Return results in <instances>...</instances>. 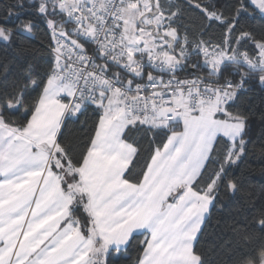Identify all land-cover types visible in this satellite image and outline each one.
<instances>
[{
  "label": "snow or ice",
  "instance_id": "snow-or-ice-1",
  "mask_svg": "<svg viewBox=\"0 0 264 264\" xmlns=\"http://www.w3.org/2000/svg\"><path fill=\"white\" fill-rule=\"evenodd\" d=\"M132 2L139 18L150 25L146 34L153 42L151 51L157 53L153 58L149 50L143 52L150 61L147 66L161 75L158 79L143 72L136 75L129 87V93H136L131 102L123 100L105 103V92H100L99 98L95 94L97 85L91 88L79 84L75 88L71 87L69 77L73 75L70 70L74 65L63 51L66 44L64 38L71 34L83 39L85 45L92 41L89 37H81L75 28L71 33L67 29L61 32L56 27L55 18L62 16L65 25L70 23L82 26L79 12H69L63 4L57 8L42 0H16L0 16V49L16 46L18 41L14 37L35 39L30 33L39 26L48 35L50 53L47 69L43 73L36 72L32 64L27 67L23 63L11 65L7 60L0 64V121L15 127L17 121L14 117L20 116L24 123H31L44 116L45 106L54 105L55 114L43 130V135L56 149V157L62 165L59 171L72 169L66 173L67 184L73 181L84 183L82 173L77 169L84 167L85 159L91 152L102 146L112 147L119 141L126 142L128 132L147 127L141 113L146 115L148 108L140 107V101L145 105L151 103L153 108L161 101L170 104L168 97L177 90H188L191 84L213 96L222 95L226 103L220 115H224L236 105L240 96L254 90L264 95V30L257 33L253 28L246 27L253 20L264 22V0H205L203 3L183 0L184 6L175 0H144L142 4L135 3V0ZM125 4L126 0H110V11L104 12L108 21H115L116 13L123 12ZM88 8L93 16H97L91 4ZM101 8H104L103 3ZM186 11L198 13L203 18L205 24L200 31L194 33L185 23ZM100 18L97 16V19ZM87 21L88 17H85L84 22ZM137 28L138 31H144L139 24ZM216 29H219L218 38L214 35ZM140 46L145 47L146 42L141 40ZM82 51L91 56L87 47H83ZM136 55L139 58L141 53L137 52ZM100 58L103 59L102 56ZM152 59L157 60L161 66L156 67L151 63ZM92 62L89 59V63ZM185 68H189L193 75L181 79L177 74ZM198 73L206 74V78ZM75 79L83 78L76 74ZM84 83H87L86 80ZM119 85L120 81H117ZM161 87L165 89L164 92L157 91ZM146 93H151V101L147 99ZM89 111L95 117L90 125L87 120L80 119ZM234 119L239 121L236 139L234 143L225 142L226 162L217 174L219 183L213 181L215 186L209 185L204 215L194 234L176 241L183 264H192L193 258L197 264H210L204 251L197 249L205 233V225L213 213L221 215L236 238L234 243L232 240L227 242L232 245L227 253L228 264H264V242L255 244V241L264 238V200L250 201L252 207L246 210L243 220L232 216L230 209L231 204L238 202L243 187L242 182L235 178L236 169L247 158L250 146L256 150L257 144L262 145L259 150L264 156V131L257 140L250 134L253 124L250 117L237 113ZM78 121L81 123V135L68 134L69 124ZM69 195L74 197L75 193ZM222 195L228 198L227 203L221 199ZM87 205V198L74 199L73 204L69 205V211L75 216L72 227L78 223L82 237L74 247H80L83 256L87 257L85 264H113L123 253L131 250L130 238H113L100 232ZM225 209L229 211L226 213ZM224 247L223 242L216 246L220 250ZM140 253L136 264H145V258L151 259L145 245H141ZM183 253H187V257H183Z\"/></svg>",
  "mask_w": 264,
  "mask_h": 264
},
{
  "label": "crops",
  "instance_id": "crops-1",
  "mask_svg": "<svg viewBox=\"0 0 264 264\" xmlns=\"http://www.w3.org/2000/svg\"><path fill=\"white\" fill-rule=\"evenodd\" d=\"M208 109L217 112L214 119L202 115ZM223 112V107L208 106L198 114L184 115L188 119L194 116L188 122L178 120L195 132L202 126L207 143L199 134L195 138L191 134L188 142L183 127L181 132L172 133L150 161L140 185L124 179L136 152L133 146L119 141L91 152L80 172L99 231L130 239L135 233L148 232L146 250L151 259L145 258V264H183L176 241L195 233L208 202V196L194 191L193 184L216 140L223 137L234 143L236 139L239 121L228 116L218 118ZM44 113L41 119L28 123L27 137L0 128V205L27 207L15 243L10 239L0 242V264H85L87 260L81 248L74 247L82 239L78 229L72 224L62 225L69 202L50 169L54 148L43 135L55 106H45ZM34 134H38L36 138ZM167 206H171L169 211ZM0 236L12 237V233L6 231ZM187 255L183 253V257ZM192 264H197L195 258Z\"/></svg>",
  "mask_w": 264,
  "mask_h": 264
},
{
  "label": "trees",
  "instance_id": "trees-1",
  "mask_svg": "<svg viewBox=\"0 0 264 264\" xmlns=\"http://www.w3.org/2000/svg\"><path fill=\"white\" fill-rule=\"evenodd\" d=\"M68 1L69 0H42V2H47L57 8H60L62 4L65 6ZM87 1L89 0H77L70 2L72 4L68 11L77 4ZM175 2L184 6L183 0H175ZM196 2L203 3L205 0H196ZM15 3L16 0H0V16L8 10L9 5H13ZM55 19L57 28L68 29L69 24L65 25L63 23L62 16H57ZM184 21L189 25L194 33L200 31L201 26L205 24V21L198 13L191 11L185 12ZM246 27H251L259 33L261 30H264V22L259 19L253 20L246 25ZM153 31H155V29H153ZM30 35H34L35 39L29 40L14 37V39L18 41L16 46L0 49V64L6 60L11 65L23 63L24 66L27 67L28 64H32L35 66L36 72L43 73L47 69V60L50 56L48 50V35L43 28L39 26L32 33H30ZM214 35L217 38L219 37V29L215 30ZM100 68L110 76L119 79V81H121L124 85L131 84L135 80V76H129L123 73V71L117 66L101 62ZM231 70L232 69L230 68L229 71ZM14 71H18V69H15ZM142 72L146 75H152L154 79L159 78L161 75L159 72H153L152 69H145ZM198 74L203 75L206 78V74ZM177 75L180 78H185L192 76L193 73L189 68H185L184 71L178 73ZM115 97L116 96L112 97L110 101ZM237 113L252 119L253 124L250 134L259 140L261 132L264 131V95H261L258 90L242 95L237 100L236 105L231 108L228 113H225L224 115L218 114L217 116L218 118H225L228 116L231 120L236 121L234 117ZM14 119L17 121V125L15 127L12 125H4L3 122L0 121V128H6L19 136L27 137L26 128L28 123H24L20 116H16ZM80 119L81 121L87 120L90 125L91 121L95 119V117L93 116V113L89 111ZM154 123L159 124L158 121H155ZM21 125H23V128H21ZM146 125L147 127L144 129H138L127 133L126 143L133 146L136 152L125 172L124 179L127 182L136 185L141 184L150 161L157 151L163 149L170 135L172 133H179L182 131V125L175 122L165 121L156 126L152 124ZM68 134L75 136L81 135V123L78 121L76 123L69 124ZM226 141L230 142L223 137H219L216 140L203 172L193 184L194 191L208 196L210 191L209 185L212 184L213 181H215V183H219L217 174L221 170L222 164L226 162ZM261 146L262 145L257 144L256 150H252V146H250L247 158L240 164L239 168L236 169L237 174L235 178L242 182L243 187L240 191L238 202L231 204L230 209L231 215L235 216L236 219L239 220H243L247 214L246 210L252 207V204L249 203L250 201L257 202L264 200V162H262V160H264V156L261 155L259 150ZM53 166H55V168ZM61 167L62 165L56 157V149L54 148L51 150L50 169L59 180L61 190L69 202L68 216L62 225L73 224L75 222V216H73L69 211V205L73 204L74 199L83 200L85 198L88 199V205L86 207L96 224L89 205V194L84 183L80 184L77 181H73L72 184H67L68 177L66 176V173H70L72 169L64 168L63 171H59ZM77 171H80V169H77ZM65 185H67V189L65 188ZM214 186L215 184H212V187ZM69 193H75V196H70ZM221 199L225 203L228 202V198L226 196L222 195ZM228 211L229 209H225L226 213ZM77 215H81L82 217V214L78 213ZM75 228L80 232L78 223ZM149 238L150 234L148 232L135 233L130 239L131 250L123 253L119 260L114 261L113 264H136L137 257L141 255L140 247L141 245H145L146 247L147 244L145 242L147 241L148 243ZM235 239L236 238L227 228L225 220L221 217V215L219 213H213L205 225V233L201 237L200 245L197 250L204 251L205 258L210 262V264H228L227 253L229 247L232 245H229L227 242L232 240L234 243ZM222 242L225 244V247L222 250L216 248V246ZM261 242H264V238L255 241V244L258 245Z\"/></svg>",
  "mask_w": 264,
  "mask_h": 264
},
{
  "label": "built area",
  "instance_id": "built-area-1",
  "mask_svg": "<svg viewBox=\"0 0 264 264\" xmlns=\"http://www.w3.org/2000/svg\"><path fill=\"white\" fill-rule=\"evenodd\" d=\"M127 2L128 0H126V4ZM102 3L104 8H101ZM89 4H91L92 10L96 12L97 16L101 17L100 19H97V16H93L92 12L89 11ZM106 10L110 11V0H89L79 3L69 10V12H79V18L82 22V26L69 23L67 29L69 33L75 28L81 37H89L92 41L85 45L83 39L71 34L64 38L66 44L63 51L74 65L70 70L73 75L69 77L71 87L75 88L77 84L88 88H91L92 85H97L95 94L99 98V93L105 92V103L109 102L114 96L131 102L132 96H135L136 93L135 91L129 93L130 84L124 85L120 81V85L117 86L119 79L104 72L100 68V64L104 62L108 65H114L119 67L123 73L129 76H136L145 69H152L147 66L150 63L149 59L143 55V52L148 50V48L145 46L141 50L131 51L129 43L133 39L126 29V25L131 24V22L125 18V10L116 13L117 19L115 21H108L107 16L104 15ZM85 17H88L87 22H84ZM121 21L123 23H120ZM58 29L61 32L66 30L64 28ZM83 47L88 48L91 56L82 51ZM137 52L141 53L139 58H137ZM149 53L153 58L156 57L154 52L149 51ZM101 56L103 59L100 58ZM89 59L93 62L89 63ZM151 63H154L156 67L161 66L155 59H152ZM76 74L83 79L76 80ZM167 78V75H165V80ZM85 80L86 84L84 83ZM157 91L164 92L165 89L161 87ZM76 95L79 96L80 93L77 92ZM145 95L151 101V93H146ZM167 99L171 100L170 104L161 101L155 108H153L151 103L145 105L143 101L139 102L140 107L146 106L148 108L146 115L141 113V118L145 119L146 124L150 125L153 121H158L159 124L165 121L177 122V113H183V115L198 114L208 106L222 108L226 103L222 95L216 94L213 96L211 93L198 90L195 85L191 84H189L188 90H177Z\"/></svg>",
  "mask_w": 264,
  "mask_h": 264
},
{
  "label": "rangeland",
  "instance_id": "rangeland-1",
  "mask_svg": "<svg viewBox=\"0 0 264 264\" xmlns=\"http://www.w3.org/2000/svg\"><path fill=\"white\" fill-rule=\"evenodd\" d=\"M77 1V0H72ZM144 2V0H135V3L137 4H142ZM72 3H70L69 1L65 4V9L68 11L69 7L71 6ZM125 18L128 19V21H130L132 24L128 26V24L126 25V29L128 30L130 37L133 39L130 41V45L129 48L131 51H135V50H141L142 47L140 46V41L143 40L146 42V47L148 48L149 51H151V45H152V41L150 39V37L146 34L148 31V28L150 27V25H147L144 23V21L142 19L139 18L138 13L135 9V4L132 2V0H129L127 2V4L125 5ZM139 24V26L141 28L144 29V31H138L137 25ZM154 55L157 56V53L154 52ZM162 55V54H161ZM130 82V81H129ZM111 101L114 102H119V101H123L121 98L115 97L113 98ZM119 106V105H118ZM213 107V106H212ZM216 108V107H214ZM216 109H220V108H216ZM216 111H212L210 109H208L204 114H202L203 116H207V117H211V119H214L216 117ZM192 116V115H191ZM190 116V117H191ZM189 117V119H190ZM194 117V116H192ZM188 116H184L183 113H177V121H183L186 120V122L189 121ZM155 121H153L151 124L156 126V125H160V124H155ZM177 123V122H175ZM183 130L187 136L188 139L187 141L190 142V137L191 134H194V138H195V134H199V137L205 141V139L207 138V136L205 134L202 133V126H199L198 130L195 132L193 130H191L190 126L187 124H185V126H183ZM211 128V127H209ZM213 129V126H212ZM208 140V138H207ZM207 140L204 143H207ZM196 141V139H195ZM201 143V142H199ZM204 143L202 144L201 148L204 147ZM44 148H42L43 150H45L47 147L42 146ZM209 149V146H207L206 151ZM22 207V208H21ZM168 207V211H169V207L171 206H167ZM26 210L27 207L26 206H19V205H0V233L3 232H10L12 233V237H3L0 236V242L2 240H8L14 244L18 233L20 232L22 226H23V219L24 216L26 214ZM166 212V210H165ZM189 212V211H188ZM10 239V240H9ZM78 248L74 249L73 252H76ZM72 251V250H69ZM161 260V259H160ZM49 262V261H48ZM47 264V263H45Z\"/></svg>",
  "mask_w": 264,
  "mask_h": 264
}]
</instances>
